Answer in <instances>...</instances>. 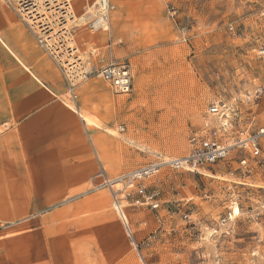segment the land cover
Returning a JSON list of instances; mask_svg holds the SVG:
<instances>
[{
    "label": "rangeland",
    "instance_id": "rangeland-1",
    "mask_svg": "<svg viewBox=\"0 0 264 264\" xmlns=\"http://www.w3.org/2000/svg\"><path fill=\"white\" fill-rule=\"evenodd\" d=\"M112 2L109 31L80 30L78 40L85 51L97 47L110 59L130 63L134 90L114 95L105 81L92 80L108 88L115 118L106 128L109 160L84 192L65 199L85 201L74 214L105 216L109 231L119 221L139 264H264V157L251 159V173L239 168L236 154L203 173L164 168L146 181L148 191L158 194L157 210L142 205L140 196L119 192L122 184L113 186L117 200L104 184L105 177L185 157L192 138L212 120L208 110L216 100L233 105L241 126L251 120L253 131L264 126V98L255 99L264 78V57L257 54L264 43V0ZM74 101L68 93L75 108ZM234 204L242 215L234 217Z\"/></svg>",
    "mask_w": 264,
    "mask_h": 264
},
{
    "label": "crops",
    "instance_id": "crops-1",
    "mask_svg": "<svg viewBox=\"0 0 264 264\" xmlns=\"http://www.w3.org/2000/svg\"><path fill=\"white\" fill-rule=\"evenodd\" d=\"M93 81L70 105L64 75L0 0V264H139L119 221L109 231L107 217L75 215L85 201L65 199L109 160L115 118L108 88Z\"/></svg>",
    "mask_w": 264,
    "mask_h": 264
},
{
    "label": "built area",
    "instance_id": "built-area-1",
    "mask_svg": "<svg viewBox=\"0 0 264 264\" xmlns=\"http://www.w3.org/2000/svg\"><path fill=\"white\" fill-rule=\"evenodd\" d=\"M4 1L15 9L34 34L39 47L56 63L67 81L68 93L73 100L77 98V88L94 79L105 81L114 95H127L134 90V73L130 63L110 59L105 51L97 47L85 51L78 40L80 30L93 33L109 31L111 14L115 9L112 0ZM249 2L259 4L258 0ZM261 12L264 14V6ZM175 13L176 9H173V16ZM80 17L83 19L78 20ZM114 44L112 42L108 46L111 48ZM257 54L264 57V43L258 47ZM263 98L264 78L255 92V99ZM249 100L252 101V98ZM208 114L212 120H207L200 134L192 138L185 157L178 160L163 158L117 179L105 177L104 184L112 189L117 200L118 193L124 191L126 196L142 197V205L157 210L161 207L158 194L148 191L146 181L164 168L203 173L209 166L236 154L239 155V168L243 173H251V159L264 157V126L253 131V120L241 126L235 122L237 114L234 115L233 105L220 100L210 104ZM116 184L123 185L119 192L113 189ZM122 213L125 229L131 236L129 222Z\"/></svg>",
    "mask_w": 264,
    "mask_h": 264
},
{
    "label": "bare ground",
    "instance_id": "bare-ground-1",
    "mask_svg": "<svg viewBox=\"0 0 264 264\" xmlns=\"http://www.w3.org/2000/svg\"><path fill=\"white\" fill-rule=\"evenodd\" d=\"M19 15V14H18ZM81 19H83L82 17H80L78 20H81ZM39 46V45H38ZM41 48V47H40ZM42 49V48H41ZM44 51V50H43ZM45 52V51H44ZM50 57V56H49ZM51 58V57H50ZM52 59V58H51ZM53 60V59H52ZM75 102V101H74ZM84 120L88 123V124H95V125H99L98 124V122H97V120L94 118V117H91V116H89V115H87V114H85L84 115ZM113 133L115 134L116 133V131H113ZM178 159H181V158H178ZM177 158H174L173 160H178ZM167 160H169V159H167ZM209 176L210 177H213V178H220L219 176H216V175H214V174H209ZM115 206H116V209H117V211L119 212V213H122L123 212V205H120L118 202L117 203H115ZM233 214H234V217H236V215L237 216H240V215H242V213H241V210H240V208H238V207H236L235 208V204H234V206H233ZM122 215L124 216V218H125V215H124V212L122 213ZM233 218V217H232ZM126 219V218H125Z\"/></svg>",
    "mask_w": 264,
    "mask_h": 264
}]
</instances>
